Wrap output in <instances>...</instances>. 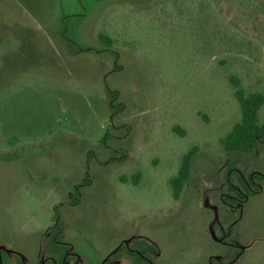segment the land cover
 Masks as SVG:
<instances>
[{
  "label": "rangeland",
  "instance_id": "374dc122",
  "mask_svg": "<svg viewBox=\"0 0 264 264\" xmlns=\"http://www.w3.org/2000/svg\"><path fill=\"white\" fill-rule=\"evenodd\" d=\"M230 71L264 90V0H0V264H57L56 227L64 264H137L144 243L145 264H264V179L238 181L264 176V139L218 143L239 118Z\"/></svg>",
  "mask_w": 264,
  "mask_h": 264
},
{
  "label": "trees",
  "instance_id": "16d2710c",
  "mask_svg": "<svg viewBox=\"0 0 264 264\" xmlns=\"http://www.w3.org/2000/svg\"><path fill=\"white\" fill-rule=\"evenodd\" d=\"M98 39L103 46H109L111 43L110 38L104 33H100ZM218 62L222 65L224 63L231 64L227 58H221ZM225 69L229 68L225 67ZM227 82L232 89L233 97L238 103L239 118L218 138L219 146L226 154H231L233 152H251L256 147L258 141L264 139V121H262L260 117V111L264 106V90L246 89L243 85L241 76L233 71L227 73ZM173 130L181 134L184 133V130L177 125L173 126ZM18 141L19 140L13 135H9L5 138V143L9 147L16 146ZM196 155L197 148L193 145L181 155L176 173L168 180L170 195L174 200L180 198L181 192L191 176L192 162ZM87 176L88 172H85L81 183L74 185V191L69 195L71 203H76L78 201L81 186L88 183ZM140 177V172H134L130 176L121 174L118 176V180L121 183H127L129 179L132 178L133 181L137 183ZM254 177L264 179V176L254 174V172L250 173L246 179L238 176V181L247 195H253L250 189L251 186L256 190L259 189L258 186L254 184ZM56 207L57 206H55V208ZM51 221L54 222L56 219L52 218ZM58 229L59 228L56 227L51 234H47L46 251L53 257V261L57 264H64L71 259L69 255L71 250L62 241ZM133 248H131V250L128 249L127 254L133 257L137 264L149 263L152 258L148 256V253H158V249L154 244L144 243V246ZM0 253L3 258L2 252ZM117 256L118 254H115L116 258H118ZM77 263L79 262L77 261Z\"/></svg>",
  "mask_w": 264,
  "mask_h": 264
},
{
  "label": "flooded vegetation",
  "instance_id": "af4514ba",
  "mask_svg": "<svg viewBox=\"0 0 264 264\" xmlns=\"http://www.w3.org/2000/svg\"><path fill=\"white\" fill-rule=\"evenodd\" d=\"M53 260V259H52ZM55 262V261H54ZM56 263V262H55Z\"/></svg>",
  "mask_w": 264,
  "mask_h": 264
}]
</instances>
